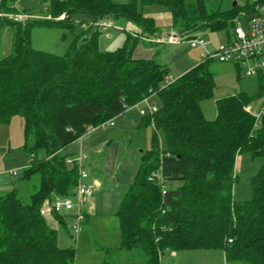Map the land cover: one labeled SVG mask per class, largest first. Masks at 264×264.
<instances>
[{"label":"trees","instance_id":"16d2710c","mask_svg":"<svg viewBox=\"0 0 264 264\" xmlns=\"http://www.w3.org/2000/svg\"><path fill=\"white\" fill-rule=\"evenodd\" d=\"M19 1L0 0V12L45 18L0 19V29L13 32L11 53L0 58V124L23 118L24 145L32 156L21 177L31 186L30 202L16 188L0 195V264H74L75 249L60 246L57 230L40 214L44 201L70 194L78 183L77 168L63 151L90 128L153 94L160 106L142 121L153 128L151 145L116 212L120 249L147 264H159L166 251L217 248L229 261L264 264V164L251 177V199L233 197L237 155L264 158V117L255 125L246 110L260 98L263 79L255 95L240 91L217 100V116L208 120L200 101L213 94V61H201L162 87L169 68L155 58L133 57L141 41L165 44L153 40L162 33L144 6L165 7L172 28L188 38L206 30L229 35L240 13H253L255 4L208 11L202 0H39L33 13L15 6ZM107 17H124L135 27L113 52L98 48L105 30L95 24ZM37 24L69 30L74 38L67 53L33 48L30 32ZM39 151L45 154L41 159ZM154 172L159 175L151 181Z\"/></svg>","mask_w":264,"mask_h":264},{"label":"rangeland","instance_id":"374dc122","mask_svg":"<svg viewBox=\"0 0 264 264\" xmlns=\"http://www.w3.org/2000/svg\"><path fill=\"white\" fill-rule=\"evenodd\" d=\"M113 1L118 3H129L132 0ZM197 1L198 0H187L188 3H196ZM246 1L247 0H202L208 11L228 10L234 6V3L242 5ZM38 2L39 0H20L15 6H17L21 11L27 9L34 13V11L39 10ZM142 10L144 14H152L151 16L154 17L152 18L159 30L169 33L172 29H174L172 28V20L169 11L165 7L160 5H148L144 6ZM30 16L33 18L29 19L45 18V15L40 13L31 14ZM76 18L77 20H80L81 18H84V16L76 15ZM103 20L114 21V26L110 28L109 31L105 30L100 32L98 36V48L101 52H113L123 46L126 35L128 32L133 30V26L124 17L117 19L107 17ZM242 21L246 24L248 22V18L242 17ZM80 28V26L76 27V34H78L77 31L80 30ZM174 31L179 33L176 29H174ZM231 33L232 29L229 30L230 36H232ZM195 35L203 38L208 44V48L210 50L216 49L230 37L227 30H206L197 32ZM30 36L33 48L56 55H64L67 53L74 38V35L69 30L62 28L61 26H45L40 24L32 26ZM12 43L13 32L11 29L8 27L0 29V58H3L11 53ZM168 43L172 44H154L153 46L157 50H161V52H164L165 50L167 51V49L174 44L180 46L182 53H188L189 51L198 53L200 49L203 52V49L200 47L192 48L188 40L173 41ZM170 49H172V47ZM210 70L213 73L215 84L213 94L200 101L201 110L208 120H214L217 116V100L231 96L240 91H244L249 95H255L260 90L259 83L262 78L258 76L253 77L244 75L239 71L240 69L234 61L219 62L218 60H214L210 66ZM152 104H155L154 108L160 106V101L154 94L131 106V109L126 111L123 116H116L113 119L114 123L117 124L116 126L106 125L100 128L98 127V129L95 130H88L83 135L86 157L84 163L86 166V164L89 165L90 162V160H87V157H90L91 155V140L95 137H102L100 140L94 139V143H100L101 140H105L104 134L106 132H114L112 136L108 137V139L112 142L113 151L117 149L116 152L118 153L116 161L117 165H115L116 168L113 169L114 173L112 174L105 170L106 163L103 158V153H98V155L93 154L91 157L95 156V159L92 158L90 163L91 167L86 166L87 169H93L94 174L101 173V179L104 180L105 186H109L111 189L109 190V193L115 188L116 184H118L119 187H123V183L126 184L128 182L127 180L131 179L134 170L139 166V159H141V155L145 153L148 148H150L151 134L153 132L151 126H138L136 129L134 123L135 121L129 117L130 112L135 114L137 111L145 116L148 115V107L152 108ZM159 138L161 144L165 146L162 132H159ZM30 146H33V143L30 142ZM77 150L78 142L75 141L64 149L63 153L74 157ZM44 156L45 154L42 151H39L37 154L38 159H41ZM31 160L32 156L29 154V151L24 145L22 118L20 116H14L10 123L0 124V194H5L10 189H7L8 181H3V177H9L8 174H6L8 173L7 170L17 166V164L23 163L24 161L25 163H29ZM16 161L18 162L16 163ZM263 164L264 158L262 156H254L247 152L237 155L235 161V172L237 178L233 188L234 199L242 201L251 199V177L259 171ZM23 174L24 167H20L17 170V175L13 181L17 188L18 185L20 187V197L29 196L26 181L24 180L25 182H23L21 179ZM89 175L91 176L90 173ZM117 206V203H111L108 206L101 205L98 208L99 216L96 218L90 217V219L86 218L78 236L74 234L72 229V225L75 221L74 214L76 210L74 209L68 212H61L63 215V221H55L54 224L57 225L55 228L58 230L57 233L60 246L75 249L74 264H104V257H108L112 254L110 249L105 247H115V245L118 246V244H120V229L116 215ZM172 254L173 252L166 251L164 260H167ZM194 255V258L197 260L199 257L198 255L200 254H197V256L196 254ZM162 257L163 256L161 255V258ZM164 263L166 264L167 262ZM108 264H110V261ZM229 264L247 263L242 261H231Z\"/></svg>","mask_w":264,"mask_h":264},{"label":"built area","instance_id":"2783aa9c","mask_svg":"<svg viewBox=\"0 0 264 264\" xmlns=\"http://www.w3.org/2000/svg\"><path fill=\"white\" fill-rule=\"evenodd\" d=\"M255 4L253 13H246L245 11L235 19L236 24L232 29L231 39L220 44L216 49L210 50L206 41L196 36L185 38L184 35L175 32L174 30L169 33H164L153 40L157 42H176L182 40H188L192 48L200 47L203 49L201 61H214L234 63L240 68L241 73L246 76H258L263 79V87L261 90V96L255 104H250L246 107V110L251 113L256 124L260 123V120L264 117V4L258 3L257 0H247L245 3ZM62 15L61 18H64ZM7 17L9 20L15 22H24L30 15L24 13H2L0 12V19ZM242 17L248 18L246 24L243 23ZM103 30H107L114 26V21L103 20L95 24ZM174 81L172 77H167L161 85L166 87ZM147 99V98H145ZM131 106H126L124 111L119 113L117 116H123L126 111H129ZM115 118V117H114ZM102 123L99 127L106 125H113V119ZM78 150L74 157H67L66 162L70 165H74L78 171V183L68 195L56 196L52 200L44 201L40 208V214L45 216L49 213L59 214L63 211L76 210L74 214L75 221L72 225L74 234L78 236L82 230L83 223L85 221L84 206L85 202L92 198L94 195V187L85 182L89 177V171L85 166V144L83 142V136L77 139ZM12 175H17V170L11 171ZM159 175L158 172H154L149 180L153 181ZM163 192L165 193L166 186L163 184Z\"/></svg>","mask_w":264,"mask_h":264},{"label":"crops","instance_id":"0c3cea01","mask_svg":"<svg viewBox=\"0 0 264 264\" xmlns=\"http://www.w3.org/2000/svg\"><path fill=\"white\" fill-rule=\"evenodd\" d=\"M145 15L148 17H153V16H151L152 14H150V13L145 14ZM129 27H130V25H129ZM172 30H174V29H172ZM134 31H135V27L133 26L132 32H134ZM161 33L164 34L165 32L161 31ZM154 44L155 43L150 44L146 41H141L136 46L135 51L133 53V57L135 59H144V60H149L152 58L157 59L162 65H166L169 68L170 77H172L173 79H177V78L181 77L182 75H184L185 73H187L188 71H190L191 69H193L194 67H196L197 65H199L201 63V60H202L201 49L199 50L198 53H194V51L193 52L189 51L188 53H186V52L182 53L180 46H177L176 44H174V45L170 46V48L172 47V49L168 48L167 51L165 50L164 52H161V50H157L153 46ZM165 44H172V43H165ZM152 105H153L152 108L148 107L149 113H152L153 111H155L158 108V107L154 108L155 104H152ZM143 116L144 115L138 111L135 114L130 112L129 118H131L135 121L134 123H135L136 129L138 128V126L139 127L142 126ZM22 120H23V118H22ZM116 125L117 124L114 123L113 125H109V126H116ZM91 129L95 130V129H98V127L90 128L89 130H91ZM152 131H153V128H152ZM23 133H24V120H23ZM113 133L106 132L104 134L105 140H101L100 143H97V144L94 143V141H95L94 139L100 140L102 137H95L93 140H91V142H92L91 155H90V157H87V160H90V162H89V165L86 164V166L91 167V164H90L91 160H92V158L95 159V156L91 157L93 154L98 155V153H103L104 154L103 158L105 159V163H106L105 164V170L109 171L112 174L114 173L113 169H115L116 168L115 165H117L116 161H117L118 153L116 152L117 149L115 151H113V147L111 144L112 142L110 141V139H108V137L112 136ZM151 137H152V134H151ZM24 144H25V136H24ZM160 146L163 147L164 145L161 144V142H160ZM106 151H107V153H106ZM143 154L141 155L140 158H142ZM17 162L18 161H16V163ZM139 162L141 163V159H139ZM140 163H139V165H140ZM28 164H29L28 162L25 163V161H24L23 163L17 164V166L9 168L7 170L8 173H6V174H8L9 177H3V181H6V180L8 181L7 189L10 188L8 190V192L16 188L18 190L19 196H20L19 185L17 184L18 185V188H17L16 184L13 183L16 175H12L11 171L12 170H18L20 167L25 168ZM88 169H89V173L91 174V176L89 175V177L85 180V182L94 187V195L92 198L88 199L85 202V206H84L85 220H86V218L90 219V217L96 218L97 216H99L98 215L99 214L98 208L101 205H107L108 206L111 203L112 204L117 203L118 204L117 210H118L119 206L121 204V201H122L124 195L126 194L129 186L133 183L134 178H135L136 173H137V170H138V168H136L134 170L133 176L131 177L130 180H127L128 182L126 184L123 183V187H119L118 184H116L115 188L109 193V190H111V189L109 186H105L104 180L101 179V175H100L101 173L94 174L93 169H91V168H88ZM25 181H26V184L28 186V195L29 196H25V197H21V198L25 202H30L31 186L27 180H25ZM25 181L23 180V182H25ZM35 182H38V181L35 180L34 183ZM22 184H25V183H22ZM8 192H6V193H8ZM0 195H3V194H0ZM58 216H56V214H52V213H49V214L44 216L47 223L52 228H54L56 230H57V228H55V227L57 225L54 224V222L55 221H58V222L63 221V219H62L63 215L61 213H59ZM118 226H119V222H118ZM59 244H60V241H59ZM119 245L120 244H118V246L115 245V247L114 246L105 247V248L110 249L112 251V254H110L108 257L107 256L104 257L103 261L108 259V261H110V264H147V261L145 258H143L141 256L140 257H138V256L132 257L130 252L123 250V249H120ZM171 252H173V254L170 255V257L167 260H164V257L166 256V252L164 254H162L163 257L162 258L160 257V263L159 264H165L164 262H167L168 264H170V263L171 264H229V262H231L226 258V254H225L224 250L219 249V248H217V249H189V250L171 251ZM194 254H196V256H197V254H200V255H198L199 257L197 260L194 258V256H195Z\"/></svg>","mask_w":264,"mask_h":264},{"label":"water","instance_id":"95a60500","mask_svg":"<svg viewBox=\"0 0 264 264\" xmlns=\"http://www.w3.org/2000/svg\"><path fill=\"white\" fill-rule=\"evenodd\" d=\"M236 3H234V5H235Z\"/></svg>","mask_w":264,"mask_h":264}]
</instances>
